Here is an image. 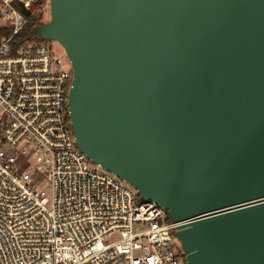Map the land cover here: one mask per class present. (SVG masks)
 Wrapping results in <instances>:
<instances>
[{
	"label": "water",
	"instance_id": "1",
	"mask_svg": "<svg viewBox=\"0 0 264 264\" xmlns=\"http://www.w3.org/2000/svg\"><path fill=\"white\" fill-rule=\"evenodd\" d=\"M76 147L156 202L185 264H264V0H48Z\"/></svg>",
	"mask_w": 264,
	"mask_h": 264
},
{
	"label": "built area",
	"instance_id": "2",
	"mask_svg": "<svg viewBox=\"0 0 264 264\" xmlns=\"http://www.w3.org/2000/svg\"><path fill=\"white\" fill-rule=\"evenodd\" d=\"M46 13L0 0V264H185L179 223L76 147L71 68L32 37Z\"/></svg>",
	"mask_w": 264,
	"mask_h": 264
},
{
	"label": "rangeland",
	"instance_id": "3",
	"mask_svg": "<svg viewBox=\"0 0 264 264\" xmlns=\"http://www.w3.org/2000/svg\"><path fill=\"white\" fill-rule=\"evenodd\" d=\"M44 18H45V22H47L48 19H49V14L46 13L45 16H44ZM48 44H49L50 47H51V52L53 53V55L59 57V58L62 60V64H63L65 67H67V68L70 67V66H69V63H68V60H67V58L65 57V55L63 54L61 48H60L55 42H53V41H48ZM42 187H43L45 190L48 189L47 184H42ZM172 243H174L175 246L179 247V243H178V241H177V239H176L175 237L172 239ZM179 248H180V247H179Z\"/></svg>",
	"mask_w": 264,
	"mask_h": 264
}]
</instances>
